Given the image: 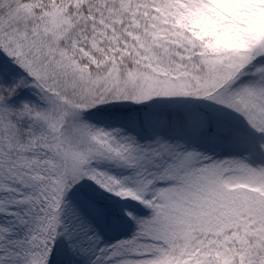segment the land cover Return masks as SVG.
<instances>
[{
    "label": "snow or ice",
    "instance_id": "obj_1",
    "mask_svg": "<svg viewBox=\"0 0 264 264\" xmlns=\"http://www.w3.org/2000/svg\"><path fill=\"white\" fill-rule=\"evenodd\" d=\"M0 264H264V0H0Z\"/></svg>",
    "mask_w": 264,
    "mask_h": 264
}]
</instances>
